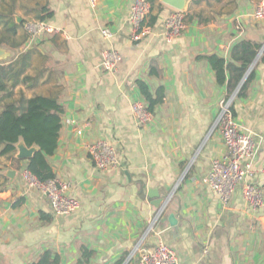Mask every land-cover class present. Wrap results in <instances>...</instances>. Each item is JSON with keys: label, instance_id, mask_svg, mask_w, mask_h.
<instances>
[{"label": "crops", "instance_id": "obj_1", "mask_svg": "<svg viewBox=\"0 0 264 264\" xmlns=\"http://www.w3.org/2000/svg\"><path fill=\"white\" fill-rule=\"evenodd\" d=\"M159 1L148 19L152 32L134 41V0H99L95 8L89 0H0V41L6 38L0 47L10 53L0 63L14 65L8 99L45 96L62 105L58 147L48 161L80 201L76 211L56 213L23 177L31 159L19 158L18 150L0 154V264H28L47 250L59 255L60 264H77L84 247L94 251L91 264H140L141 253L162 242L177 251L181 264H264V206L252 207L242 187L224 203L202 182L213 161L227 153L216 123L222 102L231 98L240 128L261 139L248 180L264 198L262 55L247 70L245 76L254 77L241 97L243 80L231 90L203 57L231 61L240 41L264 44V20L253 17L263 0H215L223 5L213 17L198 10L200 0H191L187 27L172 42L164 24L174 8ZM42 16L53 31L32 36L26 22ZM104 27L113 38L103 36ZM106 49L122 53L116 72L101 65ZM140 80L152 93L165 91L147 124L133 111L136 100L148 104ZM5 100L0 96V111ZM98 139L117 149L119 166L96 168L87 146ZM151 189L170 195L161 215Z\"/></svg>", "mask_w": 264, "mask_h": 264}, {"label": "built area", "instance_id": "obj_2", "mask_svg": "<svg viewBox=\"0 0 264 264\" xmlns=\"http://www.w3.org/2000/svg\"><path fill=\"white\" fill-rule=\"evenodd\" d=\"M99 0H89L95 8ZM152 4L150 0H134L130 10L132 25L131 38L139 41L152 32L148 25ZM255 20H264V0L260 2L253 13ZM26 29L32 36L52 32L51 27L41 20L26 22ZM187 27L186 12L174 9L164 24V35L169 42L179 37ZM102 34L106 39L114 36L109 27H104ZM264 54V50L261 55ZM123 59L122 53L115 49H106L102 53L101 65L104 70L116 72ZM233 99L221 104V110L216 125L219 126L226 144L227 153L216 158L210 172L202 182L212 188L222 202L229 203L239 187L245 200L254 208L264 206L262 189L248 177L254 172L253 162L258 155L260 140L253 134L243 131L232 110ZM136 118L143 124L150 123L153 114L146 102L136 100L133 103ZM88 153L96 168L107 170L119 166L120 159L117 149L106 139H98L88 146ZM24 179L32 187L38 188L50 202L56 213L68 214L80 208V201L69 194L70 184L66 181L53 178L41 181L29 170L23 172ZM140 264H181L177 251L166 243H159L153 250H144L141 253Z\"/></svg>", "mask_w": 264, "mask_h": 264}, {"label": "trees", "instance_id": "obj_3", "mask_svg": "<svg viewBox=\"0 0 264 264\" xmlns=\"http://www.w3.org/2000/svg\"><path fill=\"white\" fill-rule=\"evenodd\" d=\"M43 11L46 9L43 8ZM46 17L42 16L40 20L44 21ZM157 19V14L152 15L150 25L156 23ZM5 41L6 38L4 37L0 41V45H3ZM262 46L261 42L246 39L235 45L231 61H227L216 54L203 57L212 65L218 82L227 83L228 87L234 90L244 79L247 70L256 59ZM261 59L264 60V54ZM13 71L14 65L12 63H0V96L2 100L6 99L0 111V154L17 152V145L20 140H23L28 147L36 146L38 148L29 162V171L41 181L56 178L48 157L53 155L58 147L62 127L61 116L64 109L56 99L51 97L34 96L26 98L20 96L18 99H8L13 93L8 88V81L13 76ZM227 71L230 73L229 78ZM253 75L254 73L251 72L240 87L238 92L240 97L247 94ZM138 86L153 112L156 106L163 101L164 88L160 87L156 93H152L149 86L142 80L138 81ZM93 256L94 251L84 247L77 264H91ZM28 264H60V257L58 254L47 250L37 261ZM117 264H122V262Z\"/></svg>", "mask_w": 264, "mask_h": 264}, {"label": "water", "instance_id": "obj_4", "mask_svg": "<svg viewBox=\"0 0 264 264\" xmlns=\"http://www.w3.org/2000/svg\"><path fill=\"white\" fill-rule=\"evenodd\" d=\"M164 4L174 8V9H177V10H181V11H184L186 12L187 9H188V6L191 2V0H161ZM20 20V19H19ZM264 50V44L262 46V48L260 49L257 57H256V60L258 59V57L261 55V53L263 52ZM10 55L9 52H7L4 48L0 47V61H3L5 59L8 58V56ZM247 76H245V78L243 79L242 83L245 81ZM18 147V157L21 158V159H31L34 155V153L38 150V148L36 146H33V147H28L25 142L23 143H19L17 145ZM16 174L15 171H11L9 176H13ZM148 196L151 197L153 200H152V204L159 210V214L161 215L167 204H168V201L170 199V195L168 196H160V193L158 192V190L156 189H151L149 190L148 192ZM169 220H170V224L175 227L177 229L178 227V219L177 217L175 216V214H170L169 216Z\"/></svg>", "mask_w": 264, "mask_h": 264}, {"label": "rangeland", "instance_id": "obj_5", "mask_svg": "<svg viewBox=\"0 0 264 264\" xmlns=\"http://www.w3.org/2000/svg\"><path fill=\"white\" fill-rule=\"evenodd\" d=\"M151 2H152V5H153L156 2L158 3L160 1L159 0H151ZM199 2L200 3L199 4H195V6L198 8V10H202L203 14L208 16V17H213V14H214L216 8L217 7L219 8V6L223 5V3L215 2V0H210V1L209 0H200ZM226 6H227L226 8L230 7L229 5H226ZM186 22H187V15H186Z\"/></svg>", "mask_w": 264, "mask_h": 264}]
</instances>
